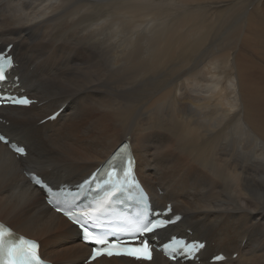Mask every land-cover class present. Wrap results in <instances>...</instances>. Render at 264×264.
I'll return each mask as SVG.
<instances>
[{
    "label": "bare ground",
    "instance_id": "bare-ground-1",
    "mask_svg": "<svg viewBox=\"0 0 264 264\" xmlns=\"http://www.w3.org/2000/svg\"><path fill=\"white\" fill-rule=\"evenodd\" d=\"M224 3L250 5L245 37L259 47L264 0H217L210 12ZM173 13L169 6L153 16L151 0H0V51L14 44L11 74L39 100L0 108L9 120L0 130L28 149L18 157L0 142V222L12 237L39 240L55 264H89L91 248L28 173L55 187L79 183L125 140L155 207L171 202L184 215L159 238L207 243L200 262L156 253L150 262L102 257L91 264H264V58L255 102L243 50L220 59L229 46L152 38L153 21L178 25V14L169 23ZM61 106L57 119L41 122ZM219 252L228 259L210 263Z\"/></svg>",
    "mask_w": 264,
    "mask_h": 264
},
{
    "label": "rangeland",
    "instance_id": "rangeland-1",
    "mask_svg": "<svg viewBox=\"0 0 264 264\" xmlns=\"http://www.w3.org/2000/svg\"><path fill=\"white\" fill-rule=\"evenodd\" d=\"M151 2L153 16L157 14L159 8L168 9L170 6L173 12H177L179 17L178 25L170 24L171 26L166 28L157 26L155 21H153L151 34L153 39L156 37H159L160 39L169 38L170 40L181 41L207 39L211 41V43H214L215 49L221 48L220 46H229L228 48L230 49L224 52L226 54L220 56V59L224 55H229V58L236 56L234 49L235 51L243 50L242 56H240L242 57V62L244 65H248V71L251 70L250 73H253L251 74L252 79L247 80L250 85V96L253 101H257L256 90L257 87L259 88L261 85L260 72L263 66L262 59L264 58V51H262V48H264V32L259 33V38L256 41V43L259 44V47L257 45L255 46L256 48L253 47L254 45L251 43L250 38L245 37L247 32L243 15L247 10V7L250 6L249 4L246 3L243 6L235 8L232 5L224 3L218 11L213 10L210 12V9L216 5L217 0H151ZM173 14L175 18L172 17L170 19V21H172H169V23H175V21H178L176 20L177 14ZM190 14H192L191 17L184 21V16ZM193 24H195V28L198 30L197 32L190 31ZM230 32L233 33V39L228 38ZM250 51L253 52L252 56ZM219 54L221 55V53ZM201 61H203V59ZM225 71L226 65L223 67V72ZM4 118L9 121L7 117ZM192 202H194V199H192ZM249 234L250 232H247L246 236Z\"/></svg>",
    "mask_w": 264,
    "mask_h": 264
},
{
    "label": "snow or ice",
    "instance_id": "snow-or-ice-1",
    "mask_svg": "<svg viewBox=\"0 0 264 264\" xmlns=\"http://www.w3.org/2000/svg\"><path fill=\"white\" fill-rule=\"evenodd\" d=\"M14 63L13 59L10 56H4L0 54V81H4L6 79L5 69L12 66ZM35 103L34 100L30 99L28 96H0V106L3 105H16V106H30ZM59 115V112H55L52 116L48 117V119H56ZM0 142L9 143L13 147L14 151L23 157L28 156V151H26L27 146H20L19 143H12L10 139L7 137V134H0ZM134 164L135 158L131 156H126L124 158V167L120 169V172L125 174L127 177L128 175L133 176L131 181H127L126 183L129 185V190L131 188H138L139 182L134 178ZM30 179L36 185L42 186V189H46V195L49 197L48 203H52L51 197L53 196H62L64 195V190L60 192L54 193L52 188L49 187L47 184L43 183V180L40 176L29 174ZM94 182V179L93 181ZM85 184L90 183V181H85ZM83 185H81L82 187ZM116 193H121L124 191V188H118L115 190ZM142 189L140 191V197L143 198L146 196ZM59 211V209H57ZM167 212L171 211V206L166 209ZM65 215L68 216L69 220L73 223V225L82 233V240L85 243H90L94 245L92 249V253L88 258L89 264L91 261L97 260L99 257L107 255L112 256L114 254H126L131 256L139 261H152L153 260V249L151 245L148 243V240L145 238L147 234L158 233L159 230L167 228L170 224L175 223L176 221L180 220V216H175V218H164V213H156V218H144L141 217L139 219L136 232L133 235V240L131 243L138 245V247H128L124 244L123 241H112L110 242L107 239V236L110 235V232L102 231L99 234H94L96 229H102L104 226L101 223L97 222V219L93 216L89 215L88 213H76L73 214L71 212H65ZM90 226L92 227V231H90ZM3 226L0 225V228ZM27 243L31 246L30 251L27 253L29 264H46L37 254L36 250L39 248V244L37 241H27ZM167 247V246H165ZM197 247L202 248L204 247L203 244L193 243L191 245H184L183 250L186 253H190L193 249ZM3 246L0 245V251H2ZM9 256H11V246H9ZM173 259L176 258L175 255L172 257ZM216 260H223L224 257L217 256ZM10 264H15L14 261L10 260Z\"/></svg>",
    "mask_w": 264,
    "mask_h": 264
}]
</instances>
